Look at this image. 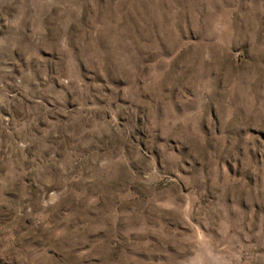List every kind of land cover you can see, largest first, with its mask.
I'll return each mask as SVG.
<instances>
[{"label": "rangeland", "instance_id": "rangeland-1", "mask_svg": "<svg viewBox=\"0 0 264 264\" xmlns=\"http://www.w3.org/2000/svg\"><path fill=\"white\" fill-rule=\"evenodd\" d=\"M0 264H264V0H0Z\"/></svg>", "mask_w": 264, "mask_h": 264}]
</instances>
